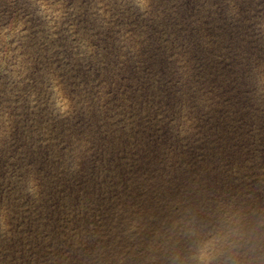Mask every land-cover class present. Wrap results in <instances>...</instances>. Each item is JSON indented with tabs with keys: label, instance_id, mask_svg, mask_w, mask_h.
<instances>
[{
	"label": "rangeland",
	"instance_id": "rangeland-1",
	"mask_svg": "<svg viewBox=\"0 0 264 264\" xmlns=\"http://www.w3.org/2000/svg\"><path fill=\"white\" fill-rule=\"evenodd\" d=\"M0 94V264H264V0H0Z\"/></svg>",
	"mask_w": 264,
	"mask_h": 264
},
{
	"label": "bare ground",
	"instance_id": "bare-ground-1",
	"mask_svg": "<svg viewBox=\"0 0 264 264\" xmlns=\"http://www.w3.org/2000/svg\"><path fill=\"white\" fill-rule=\"evenodd\" d=\"M67 16H68V15H67ZM59 32H60V31H59ZM76 33H77V32H76ZM73 36H74V35H73ZM76 37H77V36H76ZM80 37H81V36H80ZM77 38H78V37H77ZM24 39H26V38H24ZM29 39H30V38H29ZM36 39H37V38H36ZM81 39H82V38H81ZM75 40H76V39H75ZM82 40H83V39H82ZM49 41H50V40H49ZM53 41H54V40H53ZM47 42H48V41H47ZM50 42H51V41H50ZM76 42H78V41H76ZM80 42H81V41H80ZM47 44H48V43H47ZM44 45H45V44H44ZM74 45H75V44H74ZM54 47H55V46H54ZM77 48H78V47H77ZM56 50H57V49H56ZM76 50H77V49H76ZM83 50H84V49H83ZM84 51H85V50H84ZM53 52H54V51H53ZM83 55H84V54H83ZM80 56H81V55H80ZM64 72H65V71H64ZM69 75H70V74H69ZM43 77H44V76H43ZM54 77H55V76H54ZM51 78H52V77H51ZM55 83H56V82H55ZM76 84H77V83H76ZM5 88H6V87H5ZM2 90H3V89H2ZM7 90H9V89H7ZM47 91H48V90H47ZM9 92H10V91H9ZM86 92H87V91H86ZM1 93H2V92H1ZM7 94H8V92H7ZM0 95H1V94H0ZM4 95H5V94H4ZM50 95H51V94H50ZM6 96H7V95H6ZM85 96H86V95H85ZM10 97H11V96H10ZM6 98H7V97H5V99H6ZM13 98H14V97H13ZM1 100H2V99H1ZM3 101H5V100H3ZM13 101H14V100H13ZM34 101H35V100H34ZM28 103H29V102H28ZM40 103H41V102H40ZM4 104H5V103H4ZM8 104H9V103H8ZM55 105H56V104H55ZM50 106H51V105H50ZM62 106H64V105H62ZM43 107H44V106H43ZM52 107H53V106H52ZM3 109H4V108H3ZM3 109H2V110H3ZM31 109H32V107H31ZM36 112H37V111H36ZM39 113H40V112H39ZM20 115H21V114H20ZM44 116H45V115H44ZM65 116H66V115H65ZM39 118H40V117H39ZM34 119H35V118H34ZM48 119H49V118H48ZM34 124H35V123H34ZM65 124H66V123H65ZM32 125H33V124H32ZM135 125H136V124H135ZM37 129H38V128H37ZM69 129H70V128H69ZM41 130H42V129H41ZM44 131H45V130H44ZM121 131H122V130H121ZM49 132H50V131H49ZM52 132H53V131H52ZM45 134H47V133H45ZM43 135H44V134H43ZM49 135H50V134H49ZM46 136H47V135H46ZM46 136H45V137H46ZM48 137H49V136H48ZM55 137H56V136H55ZM49 140H50V139H49ZM61 142H62V141H61ZM48 145H49V144H48ZM54 148H55V147H54ZM55 149H56V148H55ZM188 184H189V183H188ZM194 187H195V186H194ZM194 189H195V188H194ZM184 194H185V193H184ZM197 194H198V192H197ZM202 194H203V193H202ZM186 196H187V194H186ZM195 196H196V193H195ZM184 197H185V196H184ZM197 197H198V195H197ZM203 198H204V197H203ZM177 199H178V198H177ZM188 199H189V198H188ZM200 199H201V198H200ZM204 199H205V198H204ZM182 201H183V200H182ZM176 203H177V202H176ZM176 203H175V204H176ZM193 204H194V203H193ZM181 205H182V204H180V206H181ZM183 207L185 208L186 206H182V208H183ZM189 207H191V206H188L187 208H189ZM22 208H23V207H22ZM30 208H31V207H30ZM25 210H26V209H25ZM187 210H188V209H187ZM29 212H31V211H29ZM181 212H183V211H181ZM184 212L186 213V210H185ZM187 212H188V211H187ZM31 213H32V212H31ZM167 214H168V213H167ZM170 215H171V213L168 215V216H169L168 219H170ZM184 215L186 216V214H184ZM188 215H189V213H188ZM188 215H187V216H188ZM177 216H178V215H177ZM187 216H186V217H187ZM34 218H35V217H34ZM38 218H39V217H38ZM75 218H76V217H75ZM158 219H159V218H158ZM145 220H146V218H145ZM170 220L172 221L173 219H170ZM160 222H161V221H160ZM160 222L157 223V224H154V225H156V227H158V226H159L158 224H160ZM37 223H38V222H37ZM143 223H145V221H144ZM154 223H155V221H154ZM43 224H44V223H43ZM151 224H153V223H151ZM172 224H174V223L171 222V225H172ZM157 225H158V226H157ZM39 227H40V226H39ZM244 228H245V227H244ZM249 228H250V227H249ZM147 230H148V229H147ZM245 230H246V229H244V233H246ZM248 230H249V229H248ZM145 231H146V230H145ZM190 233H191V232H190ZM199 234H200V232H199ZM189 235H190V234H189ZM75 237H76V236H75ZM249 237H250V236H249ZM252 237H253V236H252ZM44 238H45V237H44ZM78 238H79V237H78ZM197 238H198V237H197ZM115 240H116V239H115ZM154 240H155V239H154ZM154 240H153V241H154ZM156 241H157V239H156ZM161 241H162V240H161ZM150 242H151V241H150ZM150 242H149V244H150ZM162 242H163V241H162ZM165 242H166V241H165ZM165 242H164V243H165ZM0 243H1V242H0ZM46 243H47V242H46ZM169 243H171V242H169ZM73 244H74V242H73ZM151 244L155 245L154 242L151 243ZM156 244H157V242H156ZM166 244H168V241L166 242ZM3 245H4V244H3ZM147 245H148V244H146L145 246H147ZM196 245H197V244H196ZM198 245H199V244H198ZM198 245H197V246H198ZM52 246H53V245H52ZM167 246H168V245H167ZM169 246H170V245H169ZM150 247L152 248V245H150ZM172 247H174V246H172ZM4 248H5V247H4ZM175 248H176V246H175ZM178 248H179V247H178ZM146 249H147V248L145 247V250H146ZM155 249H157V248H155ZM179 249H180V248H179ZM0 250H1V249H0ZM153 250H154V249H152V251H153ZM173 250H174V249H173ZM175 250H176V249H175ZM180 250H181V249H180ZM180 250H179V251H180ZM148 252H150V250H149ZM153 252H155V254H154L155 256H159V257H160L159 253H158V255H156V254H157L156 251H153ZM157 252H159V251H157ZM132 255H133V254H132ZM132 255H131V256H132ZM161 257H163V256H161ZM135 259H136V258H135ZM162 263H165V261L162 262Z\"/></svg>",
	"mask_w": 264,
	"mask_h": 264
},
{
	"label": "clouds",
	"instance_id": "clouds-1",
	"mask_svg": "<svg viewBox=\"0 0 264 264\" xmlns=\"http://www.w3.org/2000/svg\"><path fill=\"white\" fill-rule=\"evenodd\" d=\"M137 6H139L143 10V6L145 4V0H135Z\"/></svg>",
	"mask_w": 264,
	"mask_h": 264
}]
</instances>
